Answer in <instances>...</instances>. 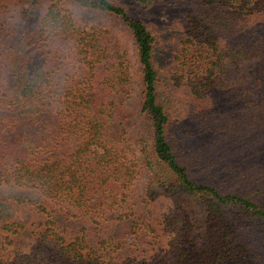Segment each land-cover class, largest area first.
Wrapping results in <instances>:
<instances>
[{"label":"trees","instance_id":"trees-1","mask_svg":"<svg viewBox=\"0 0 264 264\" xmlns=\"http://www.w3.org/2000/svg\"><path fill=\"white\" fill-rule=\"evenodd\" d=\"M160 2L0 0V184L45 198L0 193V231L31 239L16 264H264V0H174L166 62ZM72 4L121 19L134 51ZM141 170L140 201L191 195L204 223L169 207L162 242Z\"/></svg>","mask_w":264,"mask_h":264},{"label":"rangeland","instance_id":"rangeland-1","mask_svg":"<svg viewBox=\"0 0 264 264\" xmlns=\"http://www.w3.org/2000/svg\"><path fill=\"white\" fill-rule=\"evenodd\" d=\"M167 13L163 11H155L152 12V18L154 21V27L157 31V44L159 45V50L162 52V56L167 57L169 54V48L171 44L174 42L176 35L173 29V24L176 21V13L175 8L173 7L174 0H161L158 3ZM72 9L74 10V14L77 19H83L90 23H95L98 25H103L110 28L120 39H122L129 49L133 52V40L129 36L128 32L123 26L121 19L115 17L111 14L104 13V12H96L90 11L86 9L79 8L77 5L72 4ZM39 7L37 11H40ZM158 12V13H157ZM15 15H18V11H14ZM16 19L14 18L13 23L10 25L12 26V30H15L17 27L15 26ZM164 62L168 60L162 58ZM169 61V60H168ZM134 81H133V90L130 94V97L127 99L126 104V125L128 129V134L131 138H137L142 131V122L140 119L139 114V100L140 94L142 89V81H141V72L138 65L134 66ZM165 78L169 84L166 86L165 91L170 93L172 88H177L173 85L172 78L174 75L175 69L172 67L171 64L164 67ZM179 87V86H178ZM149 178V173L145 170H141L138 177L135 179V191H134V198L135 200L139 199L136 207L138 211L146 221L154 222L159 228L161 232L162 242H166L168 239V235L164 233L161 229V221L163 218V214L165 211L168 210L169 207L180 206L184 214H186L189 218L196 217L198 218L199 223H204L205 214L203 210L198 206L196 201L193 199L191 195L183 194V195H158L156 199L149 204H146L143 201H140V196L143 192V188L145 183ZM0 193L1 194H26L36 199H41L45 201V198L40 194L39 191L26 188V187H18L6 184H0ZM31 243V239L29 236H21L12 238L11 241H8L5 238V234L0 231V264H16L15 262L18 261V256L20 252L26 251L29 249Z\"/></svg>","mask_w":264,"mask_h":264}]
</instances>
